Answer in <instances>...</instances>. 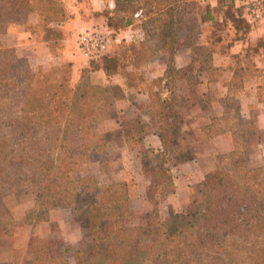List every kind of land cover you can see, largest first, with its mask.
Masks as SVG:
<instances>
[{
	"label": "trees",
	"instance_id": "trees-1",
	"mask_svg": "<svg viewBox=\"0 0 264 264\" xmlns=\"http://www.w3.org/2000/svg\"><path fill=\"white\" fill-rule=\"evenodd\" d=\"M40 1L0 0V238L13 235L16 228L5 197L30 186L34 207L27 214L42 222L50 220L55 207L70 208L74 215L84 213L91 242L72 248L46 239L31 249L22 264H264V164L250 165L244 134L235 133L237 124H228L226 116H212L209 124L196 127L180 117L183 110L209 107L211 98L203 91V77L214 79L221 73L212 63L213 52L226 50L235 33L244 34L253 27L245 16V6L235 0H219V6L211 7L209 0H203L207 1L201 16L204 27H220L223 33L216 38L205 33V43H216L215 48L195 52L182 66L177 63V24L189 0H173L148 11L142 23L141 44L153 40L154 47L138 57V62L143 65L165 54L163 74L154 78L140 75L137 88L132 84L133 75L124 72L128 65L138 69L137 61L128 62L117 52H108L99 64L90 61L78 83L62 89L51 79L54 68L44 70L39 78L27 69L21 81L18 60L2 42L13 26L38 11ZM112 1L113 16H120L116 21L106 18V26L113 32L121 28L120 22L130 25L135 14L142 12L136 0ZM57 3L45 0L44 6L48 12L45 19L54 26L65 16V10L55 9ZM127 11L131 14L125 17ZM223 34L229 36L226 44ZM256 46L257 50L264 48V41ZM257 50L246 51L241 57L253 59L252 69L246 62V70L239 68L232 91L240 90L244 74L255 71ZM99 66L109 74L123 76V93L134 88L136 94H148L147 100L134 101L139 115L133 124L127 116L118 121L128 146L144 144L149 126L161 142V147L149 149L155 156L149 195L152 209L146 213L132 211L126 182L101 185L93 175H80L94 157L103 169L112 161L107 132L100 128L110 118L102 97L109 85L89 77V72ZM142 113H146V120ZM196 130L208 139L227 131L237 136L233 148L236 169L216 163L199 183L196 208L188 213L190 219L172 228L160 215L159 205L174 184L173 152L183 142L187 145ZM135 219L138 223H133Z\"/></svg>",
	"mask_w": 264,
	"mask_h": 264
},
{
	"label": "rangeland",
	"instance_id": "rangeland-1",
	"mask_svg": "<svg viewBox=\"0 0 264 264\" xmlns=\"http://www.w3.org/2000/svg\"><path fill=\"white\" fill-rule=\"evenodd\" d=\"M172 1L173 0H136V5L139 4L141 6L142 12L139 11V13L135 14V18L133 17V22L130 25L125 26L122 23L123 21L120 22L122 26L116 32H113L106 25V29L92 27L103 31L108 36L110 40L108 52H117L119 55L125 57L128 62L137 61L138 66L136 68L138 69L132 70L134 66L128 65L124 70V72L128 71V73L133 75L132 77H134V80L132 84L137 88L138 84L141 85L140 75H143L145 78H154L163 74L166 70L165 54L143 65H141V62H138V57L143 53L146 54L148 49L151 50V48L154 47L152 43L153 40H151L149 44H141L143 39L142 23L147 12L159 9L164 6V4H169ZM39 3L42 4L38 7V11L32 12L25 22H19L13 26L11 30L2 37V42L3 45L11 49L14 57L18 60L17 69L21 81L24 80V74L27 69L34 71L38 74L37 78H39L40 73H43L44 70L54 68L55 72L54 75L52 74L51 79L55 81L59 87L66 89L74 86L78 82L73 83L71 67H69V64L63 57L65 55V44L64 46L59 44L60 40H58V38L62 37L63 33H61L58 26L52 25L51 21L49 22L45 19V16L48 14L44 7L45 0ZM63 6V2L58 0L55 9L57 11L63 9L64 11L65 9ZM111 11L112 10L105 9L103 14L107 19L113 17V21L118 20L120 16H113V12ZM204 11L205 4L203 0H189L185 10L178 18L177 28L180 42L178 45L179 60L177 59V63L181 66L189 63L191 57L195 55V52L206 53L208 49L210 50L212 47L215 48L216 43H212L211 45L205 43L203 33L204 35L205 33L208 36L211 35L212 38H216L218 34L223 33L220 31V27H204L205 25L201 20ZM130 14L131 11L123 13L125 17ZM36 15L39 16L40 20L34 23L33 20ZM231 28L230 26L228 30L225 28L224 30L230 33ZM121 29L123 30L121 31ZM82 31L84 30H81L77 37L78 47ZM118 32H120V35H117ZM30 34L32 36H29ZM223 36L225 38L223 44H226L227 40L229 41V36L227 37L225 34H223ZM32 38L39 41V45L36 44ZM47 39L49 41L51 39L54 40L55 42H52L54 44L52 46H50V44H45L43 40ZM209 40L211 39L209 38ZM131 46H133L132 49ZM252 49L257 50L258 47L256 45L251 46L246 53L250 54ZM99 62L100 60L95 61L96 64H99ZM245 62L250 69H252L253 59H250L249 55L246 59L239 58L236 60L237 66ZM89 77L93 79L91 75ZM89 77L87 79L91 80ZM106 85H109V88L103 93L102 97L106 100V103L104 102V108L106 109V114L110 118L105 120L100 128L102 131L107 132L109 150L112 153V161L107 168L103 169L99 161L94 157L81 171L80 175H93L101 185L119 181L126 182L129 186V194L131 197L130 207L132 211L137 214L146 213L152 209L149 195L152 191L151 169L154 164L155 154L149 149L154 146L149 142L150 136L145 137L144 144L140 146L138 144L134 146H128L126 144L118 120H122L124 116H127L130 118V121H133V124L137 120L136 115L139 114L135 106L131 102H128L127 99L123 101L120 98V102L116 101L120 96H126V98L132 101H136V99L137 101H142L145 99V94H136L134 88H132L130 92L124 91L123 93L118 84L111 82ZM76 92L80 93V91ZM211 95L212 99H216L215 102H223V105L219 103L215 104V110L219 113L224 107V116L227 118V123L230 125L234 123L237 124L235 133L242 131L244 134L243 145L248 149L247 156L249 157L250 165L257 166L264 164V154L260 151L261 149L258 144L261 135L252 124L241 118V110L239 108L241 99L233 97L234 95L224 99L220 96L219 88L215 89ZM219 99L223 100L219 101ZM190 113L193 114L191 110H183L180 117L191 127H196L205 121V113L198 114L197 112L195 115H190ZM140 116L144 120L147 119L146 113H142ZM145 132L148 133L147 128ZM227 139L232 143V147H228L229 142L222 143V140H220V143H222L223 146L220 149L212 144L213 157H209V155L204 153L208 139L201 134H196L195 137H191L187 145L183 142V144L173 152L171 167L173 170L174 184L170 188V193L166 199L159 205L160 215L163 219L169 220L172 228L177 224H184L190 219L188 213L194 212L196 208L195 201L198 198L199 183L204 179L207 173L213 170L216 163L233 170L234 168L236 169L233 148L238 138L230 132V135L226 137V140ZM207 149H209V146ZM200 155H202V158L197 162H200L201 165L193 167L191 165L193 158H198ZM5 202L15 217L16 228L13 235L0 238V263L22 264L29 258L31 249L37 247V245L46 239H53L56 243L71 246L72 248L81 247L91 242L88 223L84 213L79 212L77 215H74L70 208L55 207L50 212V220L42 222H37L35 218L27 214V212L34 207L32 188L30 186H24L9 194L5 197ZM175 215H177V218ZM133 223H138V219L133 220ZM31 243H33L32 247Z\"/></svg>",
	"mask_w": 264,
	"mask_h": 264
},
{
	"label": "crops",
	"instance_id": "crops-1",
	"mask_svg": "<svg viewBox=\"0 0 264 264\" xmlns=\"http://www.w3.org/2000/svg\"><path fill=\"white\" fill-rule=\"evenodd\" d=\"M63 2V7L65 9V16L63 17L61 24L58 27L63 33V36L58 38L60 40L59 44H62L65 49L63 56L65 61L71 67V73L73 74V83L80 81L82 72L85 68L89 67L90 61L85 58L77 45V37L81 30H86L92 27H98L101 29H106V16L103 14L105 9L111 10L114 7V2L112 0H61ZM245 0H235L236 4H240ZM211 7L219 6V0H209ZM204 4H207V1H203ZM221 20L223 17L219 16ZM40 18L36 15L33 20L34 23L39 22ZM123 29H121L122 31ZM120 35V32L117 33ZM29 36H32L31 34ZM203 39H205V35L203 33ZM36 44L39 45V41L35 38H32ZM52 40V39H51ZM43 40L45 44H50L52 46L55 42ZM260 41H264V24L256 26L253 25L252 28L248 30L247 33L242 34L241 32L238 35L235 33L232 42L228 44L226 50H219L213 52L212 63L215 67L219 68L221 73L214 79H209V77H203V91L209 92L210 94V104H207L209 107L206 108H197L192 109V113L190 115H195L197 112L205 113L204 120L201 124H209L211 122L212 116H223L225 108L223 107L222 111L219 113L215 110V104L219 103L215 102L216 99H212L211 93L214 92L215 89H220V96L225 98H229L232 95L233 97H237L241 99L239 102V108L241 110V118L245 121L252 124L257 131H259L261 138L259 139V147L260 151L264 154V48H260L254 53V66L252 72L253 74L243 75V82L241 83V88L239 91H232V86L235 83L236 79L239 77L237 75V71L246 70L244 69V63H241L240 66H237L235 58L239 56L243 57L247 48L250 46L258 45ZM44 44V45H45ZM67 45V46H66ZM46 46V45H45ZM179 54V52H178ZM177 54V59H178ZM192 58V57H191ZM179 60V59H178ZM180 65V64H178ZM243 68V69H242ZM91 77L100 83L109 84L115 83L118 84L119 87L124 89V79L123 76L119 73L109 74L106 69L102 66H99L97 69L89 72ZM131 102L136 108V103L126 96L122 97L121 100ZM148 99V94H145V99ZM223 99H219L222 101ZM120 102V99L116 100ZM130 104V103H127ZM206 104V103H204ZM219 104L223 105V102ZM212 109V110H211ZM118 120V119H117ZM119 121V120H118ZM120 122H118L119 124ZM198 125V124H197ZM148 133H146V137L150 136L151 144L158 148L161 147V142L158 136L154 133L153 129L149 126L147 127ZM197 135H203V132L200 130L197 131ZM230 135V132H223L211 139H208L206 145L205 154L209 155V157H213L212 147L213 145L217 148H222V143L229 142L228 147H232V143L226 140V137ZM220 140H222L220 143ZM213 144V145H212ZM209 146V149H207ZM211 146V148H210ZM202 158L200 155L198 158H193V162L191 165L193 167L200 166L199 159ZM190 162V161H189Z\"/></svg>",
	"mask_w": 264,
	"mask_h": 264
},
{
	"label": "built area",
	"instance_id": "built-area-1",
	"mask_svg": "<svg viewBox=\"0 0 264 264\" xmlns=\"http://www.w3.org/2000/svg\"><path fill=\"white\" fill-rule=\"evenodd\" d=\"M245 16L253 25L264 24V0H245ZM108 36L97 28H89L81 32L79 48L89 61L100 60L109 50Z\"/></svg>",
	"mask_w": 264,
	"mask_h": 264
}]
</instances>
